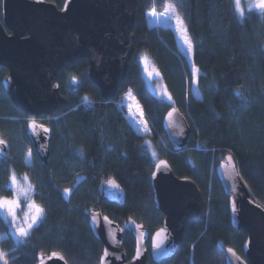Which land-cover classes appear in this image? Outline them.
Masks as SVG:
<instances>
[{
    "label": "trees",
    "instance_id": "16d2710c",
    "mask_svg": "<svg viewBox=\"0 0 264 264\" xmlns=\"http://www.w3.org/2000/svg\"><path fill=\"white\" fill-rule=\"evenodd\" d=\"M58 7L65 0H48ZM172 2L183 18L193 47L201 97L191 86L193 72L170 26L149 25L147 13ZM2 0H0V16ZM9 31V30H8ZM135 54L115 98H104L89 77L88 59L66 63L59 72L65 107L45 115L52 128L48 163L35 151L28 131L31 114L21 111L2 84L8 68L0 67V137L7 149L0 156V199L11 198L13 174L30 177L41 219L23 240L0 238L8 264H38L41 254L60 252L68 264H99L103 244L89 221L98 206L124 226L143 222L152 233L164 220L154 202V161L145 147L147 134L137 132L119 101L132 90L153 128V141L178 176L195 180L208 201L204 219H189L182 244L173 256L150 264H226L222 241L244 255L248 234L232 225L230 198L216 166L231 153L254 196L264 204V12L247 9L243 19L234 0H137ZM147 53L161 71L174 102L157 97L147 86L139 61ZM73 77L77 80L74 83ZM241 96L246 98L242 102ZM178 105L191 125L190 146L175 151L163 119ZM31 154L32 163L25 158ZM114 180L121 195L104 191ZM70 190L67 195L65 190ZM10 232L0 213V233ZM150 245V242H147ZM128 258L136 241L125 229Z\"/></svg>",
    "mask_w": 264,
    "mask_h": 264
},
{
    "label": "water",
    "instance_id": "95a60500",
    "mask_svg": "<svg viewBox=\"0 0 264 264\" xmlns=\"http://www.w3.org/2000/svg\"><path fill=\"white\" fill-rule=\"evenodd\" d=\"M136 12L137 0H65L62 7L48 0H2L0 67L8 68L2 84L18 109L33 116L28 131L45 164L53 132L39 117L56 114L66 105L59 72L66 63L77 64L86 58L87 73L102 96L115 98L135 54ZM33 121L35 131L30 127ZM163 124L175 151L189 148L191 125L178 105L166 111ZM0 147L7 149L4 142ZM216 173L230 198L232 225L248 234L244 255L218 242L226 264H264V204L252 193L231 153L217 164ZM151 181L154 202L164 214L162 225L152 233L143 222L130 219L122 226L98 206L89 209L90 226L103 244L99 264H150V259H168L182 244L187 221L206 217L208 201L203 191L193 178L176 175L166 157L154 162ZM125 229L136 241L131 258L124 247ZM38 264L68 263L53 251L41 254Z\"/></svg>",
    "mask_w": 264,
    "mask_h": 264
},
{
    "label": "rangeland",
    "instance_id": "374dc122",
    "mask_svg": "<svg viewBox=\"0 0 264 264\" xmlns=\"http://www.w3.org/2000/svg\"><path fill=\"white\" fill-rule=\"evenodd\" d=\"M255 2L256 0H240V8L243 9V13L241 14V12L237 9L235 0H234L235 12H236L237 17L242 20L247 9H253V8L258 9L255 7H251V8L249 7V5L254 4ZM170 5H174V4L172 2H168L166 3L165 7L161 10H158V8L156 7H153L151 10H149L147 13L148 23L149 25L170 26L171 28L175 30L177 38H178L179 47L181 51L187 56L190 67L193 72L194 68L197 70L198 68L196 67L193 61V47H192V52L189 53L188 45L185 43V40H184V35H186L189 39L190 37L188 34L187 26L183 18L178 14L176 7H175V15H173L171 11L167 15H161V13L165 12V8L169 7ZM153 9H155L156 15L150 14L152 13ZM175 16H179L183 20V25L186 28V33L184 35H182L180 31H178V26L176 24ZM139 61H140L141 70H142V73H143V76L145 78L148 88L157 97L164 99L166 101H169V102H174L166 87L161 71L153 63L149 55L147 53L140 52ZM149 73H151V75H149ZM198 75H199V70L197 71L195 76L193 74V82H192L191 89L195 96L201 97V93H200V90L197 84ZM119 103L121 105L126 106V111H127L126 116L128 120L130 121V123L133 125L134 129L139 133H142L145 135L147 134V137L145 139V147L148 153L150 154L152 160L156 162L161 157V151L157 148L155 142L153 141V138L151 137V135H153V128L151 126V123L148 117L146 116L144 110L140 106L132 90L126 91L122 95V98L119 101ZM39 120L44 123L45 116H40ZM0 141L6 143V141L2 139L1 137H0ZM3 152L4 151L0 147V156L2 155ZM25 161L28 164L32 163V157L30 153L26 156ZM13 176L15 177V183L12 182V178L10 182V186L13 189V196L11 198H1V199H6L9 201L18 199L19 207L16 209V216H15L14 221H13L12 216L8 214L7 209H0V213L9 221V224H10V232L0 233V238L5 237L7 235H12L16 240H23L25 236L24 237L20 236L17 232V229L20 227H27L28 224L32 223L31 217L35 214V209L30 208L29 205L34 204L38 206L40 209H42V207L33 198V194L36 191V189H35V186L32 184L30 177L27 175L18 177L15 174H13ZM22 191L27 192V195L26 196L21 195ZM104 191L106 193H112L118 196L121 195V192L117 184L114 183V180H109L105 184ZM42 212H43V209H42ZM40 219L35 224H33L32 228L39 223ZM0 254H3L1 250H0ZM4 260H6V258L3 255L2 258H0V264H3Z\"/></svg>",
    "mask_w": 264,
    "mask_h": 264
},
{
    "label": "snow or ice",
    "instance_id": "6c2138e0",
    "mask_svg": "<svg viewBox=\"0 0 264 264\" xmlns=\"http://www.w3.org/2000/svg\"><path fill=\"white\" fill-rule=\"evenodd\" d=\"M235 4L237 9L241 12V14L243 13V9L240 8V0H235ZM249 7H255L260 9L262 12H264V0H256V2L254 4L249 5ZM172 12L173 15H175V6L174 5H170L169 7L165 8V12L161 13V15H167L169 12ZM151 15H156L155 9H153L152 13H150ZM176 19V24L178 26V31H180V33L182 35H184L186 33V28L183 25V20L182 18H180L179 16H175ZM184 40L185 43L188 45V51L189 53L192 52V42L191 40L184 35ZM146 59V58H145ZM197 69H193V74L195 76V74L197 73ZM149 75H151V73H149ZM73 79H75V77H73ZM170 99V97H169ZM241 100L242 102H246V98L241 96ZM172 113H169V116H171ZM30 127H32L33 131H35L36 128V124L33 121L32 124L30 125ZM41 128H43V126H40ZM43 131L47 132L48 129H43ZM0 143H3L2 141H0ZM228 160L231 161V156L228 157ZM162 164L164 162H161ZM159 167V165L157 166ZM12 182L15 183V177H12ZM66 192L68 191L67 189L65 190ZM21 195H27V192L22 191ZM19 207V200H13V201H9L6 199H0V209H7V212L9 215L12 216L13 221L15 220V216H16V209ZM30 208H34L35 209V214L31 217L32 223L28 224L27 227H20L17 229V232L20 236L24 237L28 235L29 230L32 228L33 224H35L41 217L42 215V209H40L38 206L34 205V204H30L29 205ZM235 210V209H234ZM93 219L95 220V217H93ZM107 219V218H105ZM163 231V230H162ZM155 247H159V244L154 245ZM229 251L231 252L232 250L229 249ZM107 254V253H106ZM55 255V254H54ZM3 254H0V258H2ZM3 264H8L7 260H4Z\"/></svg>",
    "mask_w": 264,
    "mask_h": 264
}]
</instances>
